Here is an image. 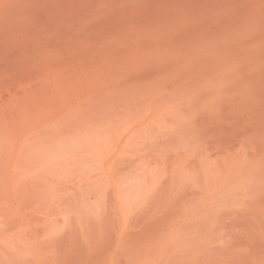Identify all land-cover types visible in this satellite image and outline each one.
<instances>
[{
	"label": "rangeland",
	"instance_id": "374dc122",
	"mask_svg": "<svg viewBox=\"0 0 264 264\" xmlns=\"http://www.w3.org/2000/svg\"><path fill=\"white\" fill-rule=\"evenodd\" d=\"M0 264H264V0H0Z\"/></svg>",
	"mask_w": 264,
	"mask_h": 264
}]
</instances>
